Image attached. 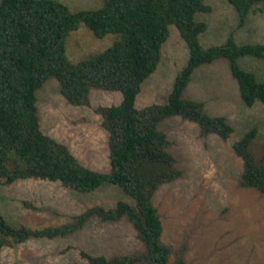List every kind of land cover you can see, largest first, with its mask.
<instances>
[{
    "label": "trees",
    "instance_id": "obj_1",
    "mask_svg": "<svg viewBox=\"0 0 264 264\" xmlns=\"http://www.w3.org/2000/svg\"><path fill=\"white\" fill-rule=\"evenodd\" d=\"M101 1L98 9L78 11L58 0L0 1V185L36 179L91 194L109 184L133 203L96 205L62 224L36 228L11 223L0 212V252L28 241L69 237L92 219L106 224L125 220L143 251L112 256L82 251L81 257L88 264H188L186 243L174 249L163 241V224L153 200L160 187L183 175L161 124L180 117L195 123L201 137L228 140L234 132L231 123L225 116L209 114L205 102L189 97L187 88L197 69L224 59L240 100L249 107L264 105V78L239 63L242 58L263 60L264 43L238 44L231 34L222 44L203 47L200 36L207 24L197 14L212 10L203 0ZM225 1L237 13L239 27L251 13L264 14V0ZM82 24L97 39L110 34L117 38L105 50L73 62L66 56V40ZM171 26L187 46V61L167 103L138 108L136 97L160 62ZM51 80L74 107H90L92 89L121 93L119 104L94 107L108 135L107 172L82 165L68 146L42 131L36 93ZM232 147L242 161L238 186L264 197V140L257 128Z\"/></svg>",
    "mask_w": 264,
    "mask_h": 264
},
{
    "label": "rangeland",
    "instance_id": "obj_2",
    "mask_svg": "<svg viewBox=\"0 0 264 264\" xmlns=\"http://www.w3.org/2000/svg\"><path fill=\"white\" fill-rule=\"evenodd\" d=\"M58 1L71 11L102 6L101 0ZM203 1L212 8L210 13L197 14V19L207 24L200 36L203 47L222 44L231 34L238 44L264 43L263 13H251L245 25L239 27L237 13L228 2ZM116 38L110 34L97 39L82 24L69 33L66 56L77 62L105 50ZM187 58V46L176 27L171 26L160 62L142 83L136 107L167 103L175 77ZM239 63L264 78V59L242 58ZM186 94L205 102L209 114L225 116L234 132L224 141L216 135L201 137L195 123L180 117L161 124L173 142L171 152L183 172L180 179L160 187L153 198L163 224V241L174 249L186 243L184 259L188 264H264V197L238 186L242 161L232 147L254 127L264 140V105L256 103L249 107L240 100L224 59L197 69ZM36 96L42 131L68 146L82 165L107 172L108 135L94 107L119 104L121 93L92 89L90 107H74L60 95L58 83L51 80ZM118 201L133 203L119 188L109 184L91 194H78L58 182L36 179L0 185V212L11 223L32 228L59 225L90 207L110 208ZM143 249L125 220L106 224L92 219L66 238L4 247L0 264H88L80 252L112 256Z\"/></svg>",
    "mask_w": 264,
    "mask_h": 264
}]
</instances>
